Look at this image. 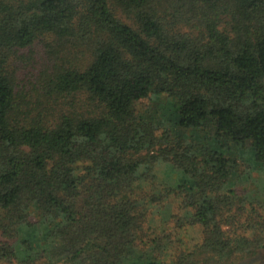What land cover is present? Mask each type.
I'll list each match as a JSON object with an SVG mask.
<instances>
[{
	"label": "trees",
	"instance_id": "obj_1",
	"mask_svg": "<svg viewBox=\"0 0 264 264\" xmlns=\"http://www.w3.org/2000/svg\"><path fill=\"white\" fill-rule=\"evenodd\" d=\"M263 252L264 0H0V264Z\"/></svg>",
	"mask_w": 264,
	"mask_h": 264
},
{
	"label": "rangeland",
	"instance_id": "obj_2",
	"mask_svg": "<svg viewBox=\"0 0 264 264\" xmlns=\"http://www.w3.org/2000/svg\"><path fill=\"white\" fill-rule=\"evenodd\" d=\"M142 107H143L142 104L137 106V108H139V109H141ZM158 114H159L158 113V104L156 101H152L149 108H148L147 116L151 120H154L157 122L160 120V117ZM245 187H248V186L246 185ZM186 235L187 236L184 237V240L186 239L188 244H190V242H191L190 239L197 241L201 238V229L199 227H194L192 229L190 228L186 231ZM242 264H264V252L262 254H260L258 257H256L255 259H253L251 261H245Z\"/></svg>",
	"mask_w": 264,
	"mask_h": 264
}]
</instances>
